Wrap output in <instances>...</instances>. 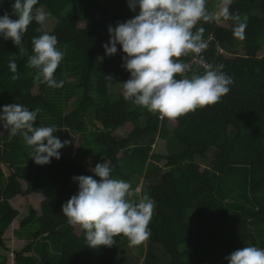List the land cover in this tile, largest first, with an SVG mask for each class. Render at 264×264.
<instances>
[{
	"label": "trees",
	"instance_id": "16d2710c",
	"mask_svg": "<svg viewBox=\"0 0 264 264\" xmlns=\"http://www.w3.org/2000/svg\"><path fill=\"white\" fill-rule=\"evenodd\" d=\"M14 2L0 0V16L18 19ZM219 2L207 0L209 12L218 13ZM41 7L56 22L44 27L64 54L55 72L63 86L35 83V70L27 67L32 39L42 34L33 21L23 36L24 56L0 36V109L14 103L39 108L34 126L54 125V134L70 143L59 160L37 165L23 138L0 126V164L11 170L5 176L0 168V264H228L237 249H264V0L230 5L242 22L247 18L244 40L234 37L233 21H201L193 29L205 30L207 48L181 58L191 65L186 75L222 64L233 84L219 103L175 121L126 101L123 87L111 92L130 73L120 45L114 56L105 54L108 26L133 18L139 8L130 10L129 0H38L34 10ZM14 54L16 81L8 66ZM104 161L113 178L141 176L145 195L155 201L151 235L140 246L130 247L120 235L111 248L88 247L84 231L62 213L78 192L72 178L99 180L90 169ZM36 194V206L19 217L11 203Z\"/></svg>",
	"mask_w": 264,
	"mask_h": 264
},
{
	"label": "clouds",
	"instance_id": "9594fccd",
	"mask_svg": "<svg viewBox=\"0 0 264 264\" xmlns=\"http://www.w3.org/2000/svg\"><path fill=\"white\" fill-rule=\"evenodd\" d=\"M233 0H220L219 11L209 12L207 0H129V8L139 12L125 22L108 26L109 42L104 44L109 57L117 53L120 45L124 54L123 67L130 78L123 82L124 99L146 108L161 119L175 121L179 117L195 112L198 108L213 106L226 96L233 84L232 77L222 69L224 65H206L204 73L186 75L191 65L182 57L190 54L199 56L206 48L203 28L193 29L203 22L233 21V35L245 39V22L238 13L230 12ZM38 0H15L11 19L7 12L0 16V36L19 49V55L26 54L23 36L29 25L35 21L42 34L32 39L33 54L27 67L35 70L34 82L44 83L50 88H60L55 72L64 59L58 50V40L49 34L44 25L46 13L35 9ZM9 69L18 80L15 54L10 57ZM180 75L184 78L177 79ZM111 78V76H108ZM40 109L29 110L22 104H9L0 109V126L10 136L20 135L32 148V158L37 165L50 164L52 158L60 159V149L70 141H61L54 133L56 126L35 127ZM46 142V143H45ZM92 176L73 177L78 182V192L62 205V213L69 225L79 227L85 233L88 247L111 248L115 237L123 235L130 247L140 246L150 238L149 224L154 215L155 201L144 195L138 202L130 199L135 195L129 182L112 177V168L104 161L91 168ZM228 264H264V249L247 246L233 251L226 257Z\"/></svg>",
	"mask_w": 264,
	"mask_h": 264
},
{
	"label": "rangeland",
	"instance_id": "374dc122",
	"mask_svg": "<svg viewBox=\"0 0 264 264\" xmlns=\"http://www.w3.org/2000/svg\"><path fill=\"white\" fill-rule=\"evenodd\" d=\"M38 9H43V11L46 13V21H45V25L47 26V28L49 29V30H51L52 28H53V26L55 25V20H53L50 16H49V14H48V12L44 9V8H38ZM34 12H35V10H34ZM49 19V20H48ZM123 87V84H120V85H116V86H113L112 88H111V92H117V91H119L121 88ZM6 166H4V165H1L0 164V168H2V170H3V172H4V174H5V176H7L10 172H11V170H8L7 168H5ZM201 169H202V167H201ZM129 183L131 184V186H132V190L135 192V194L137 195V199H141L144 195H145V193H144V190H143V188H142V185H141V183H142V177L141 176H138V175H133L131 178H130V180H129ZM38 196L39 195H34V196H32V197H29V198H26L25 200L24 199H22V198H20V199H15L11 204H12V206L14 207V208H17L18 210H19V212H20V216L19 217H23V216H25L26 214H27V207L29 206V204L30 205H34L35 204V206H36V203H35V200L34 199H36V198H38ZM132 197H130V199H131ZM34 206V207H35ZM12 229V226L11 227H9V230H11ZM15 244H20L18 241H13ZM6 243H9V242H6Z\"/></svg>",
	"mask_w": 264,
	"mask_h": 264
}]
</instances>
